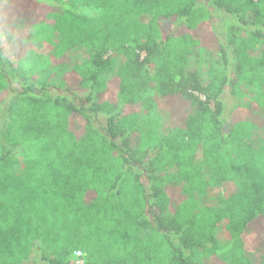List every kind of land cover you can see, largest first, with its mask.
<instances>
[{"label": "trees", "instance_id": "obj_1", "mask_svg": "<svg viewBox=\"0 0 264 264\" xmlns=\"http://www.w3.org/2000/svg\"><path fill=\"white\" fill-rule=\"evenodd\" d=\"M28 3L56 8L47 18L75 30L93 9L116 14L122 6L126 22L130 11L143 12L137 27L144 41L135 37L129 47L103 30L93 35L86 43L91 67L75 64L62 81L66 90L88 92L81 106L48 88L54 60L64 66L70 45L38 42L28 33L26 53L12 69L16 88L0 68V264H70L76 251L85 264H202L198 254L222 264H264V145H247L252 129L264 131V90L227 114L228 76L215 69L205 75L201 58L215 51L226 59L214 15L231 16L237 68L260 74L264 84V0ZM248 10L253 30L244 27ZM18 18L0 10L9 38L43 21L25 25ZM242 34L254 42L248 45ZM111 82L116 104H104L114 112L103 132L95 116L105 106L94 95L106 94ZM158 108L165 132L160 112L140 122L142 111ZM62 109L72 125L62 124ZM231 141L245 146L233 152ZM19 159L24 174L14 171ZM209 179L221 194L205 207L199 193ZM73 223L81 232L70 238L64 229ZM220 227L232 244L227 256L218 254Z\"/></svg>", "mask_w": 264, "mask_h": 264}, {"label": "rangeland", "instance_id": "obj_2", "mask_svg": "<svg viewBox=\"0 0 264 264\" xmlns=\"http://www.w3.org/2000/svg\"><path fill=\"white\" fill-rule=\"evenodd\" d=\"M67 2L73 0H65ZM80 1V0H74ZM253 1L258 3V0H245L246 3ZM124 7L118 6L115 10L116 14H109L108 12L101 9H93L92 19L84 24H81L78 29H72L70 26H64L59 24V18L57 16L47 15L56 11V8H46L45 6L39 5L34 8L28 3V0H0V10L4 11L6 14L13 15L14 17L20 19V22L28 25L32 24L34 18H41L43 21L40 25H36L32 32H24L19 34H12L14 37L9 38V31L0 25V32L6 33L2 41V48L4 50V60L0 62L1 70L9 77L10 84L13 87H17L16 83L12 79V69L17 66L20 61H22L25 52L23 40L28 33L33 34L34 38L38 42H46L47 44L56 45L63 44V46L69 47L66 52V64L61 66V62L55 61L54 63L58 66L55 70V75L50 80V90L54 96H59L62 99H66L69 102L75 103V105L81 106L85 102L88 92L78 91V90H66L62 81L70 79L71 73L66 74L65 72L75 64H84L87 68L91 67L90 64V52L86 46V43L90 39L94 38V34L97 31H104V34L111 37L121 39L126 42L129 47L135 46V41L133 38L141 37L139 41H144L143 32L140 30L138 25V20L143 12L130 11V16L127 18L128 23L123 19L122 15L124 13ZM146 15V13L142 14ZM24 16V17H22ZM21 17V18H20ZM245 17L248 19V26L245 30H253V27L249 26L251 23L250 11L245 12ZM24 18V19H23ZM30 21V22H29ZM32 21V22H31ZM232 18L231 16L223 15L221 12L215 13L214 15V30L222 40L226 49V61L222 58L221 53L215 51H205L202 53V63H203V73L207 75L208 70L215 69L217 71H222L228 76V86L222 96V101L226 107V113L231 114L235 108L240 109L250 101H254V98L258 96L261 90H264V84H262L261 76L257 73H240L237 64L240 62V56L236 54V47L231 46L229 43L232 38L231 31ZM245 33V31L243 30ZM244 41L248 42V45L254 42L251 36L242 34ZM241 38V39H243ZM50 45V46H51ZM35 58H30L29 60H24V69H28L32 66ZM68 72V71H67ZM66 74V75H65ZM65 75V76H64ZM117 89L116 84L111 82L108 86L107 93L104 95H94L97 104H101L103 107L102 112L95 116L96 125L104 132L106 127L107 116L113 114L114 110L109 108L106 104L107 102L111 104H116ZM159 101V100H158ZM62 102V100H61ZM127 112L133 111L135 108L127 107ZM159 110V111H158ZM162 108L154 109L153 111H142L140 115V122L144 123L148 119H152L157 113H161L163 117L162 129L165 132L167 127L166 118L163 114ZM238 111V110H237ZM235 113V111H234ZM61 122L63 125L68 123L72 125L73 120L69 118L67 110L62 109ZM81 128V126H80ZM252 139L247 141V145L252 146V149H260L264 145V131H259L256 128L252 129L250 132ZM245 144V143H244ZM239 144L237 141H231L227 148L231 151H236L238 148H244V145ZM14 165V171L21 172L24 174L25 166L21 159L12 163ZM221 194V189L213 184V181L208 180V185L205 190L199 193V201L205 207H211L217 201L219 195ZM174 199V198H173ZM81 232V226L77 223H73L64 229V235L70 238L77 237ZM220 240L221 248L218 251L220 256H227L231 249L232 244L226 236L223 227L217 233ZM75 236V237H74ZM198 259L201 260L202 264H207L209 260L205 259L202 255H197ZM197 259V262H198ZM212 260V259H211ZM209 261V264H222L220 261Z\"/></svg>", "mask_w": 264, "mask_h": 264}, {"label": "built area", "instance_id": "obj_3", "mask_svg": "<svg viewBox=\"0 0 264 264\" xmlns=\"http://www.w3.org/2000/svg\"><path fill=\"white\" fill-rule=\"evenodd\" d=\"M70 264H85V254L82 251L74 252Z\"/></svg>", "mask_w": 264, "mask_h": 264}, {"label": "clouds", "instance_id": "obj_4", "mask_svg": "<svg viewBox=\"0 0 264 264\" xmlns=\"http://www.w3.org/2000/svg\"><path fill=\"white\" fill-rule=\"evenodd\" d=\"M6 35V33L0 32V38H3Z\"/></svg>", "mask_w": 264, "mask_h": 264}]
</instances>
